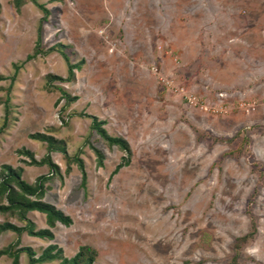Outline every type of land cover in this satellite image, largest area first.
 Segmentation results:
<instances>
[{
  "label": "rangeland",
  "instance_id": "obj_1",
  "mask_svg": "<svg viewBox=\"0 0 264 264\" xmlns=\"http://www.w3.org/2000/svg\"><path fill=\"white\" fill-rule=\"evenodd\" d=\"M36 2L49 11L46 54L28 60L43 14L0 0V167L21 168L30 184L47 174L18 153L41 159L45 144L29 136L43 133L70 157L81 151L86 185L52 153L62 179L46 184L44 201L72 224L57 223L52 241L23 234L20 247L39 255L55 244L70 258L87 245L93 264H264V0ZM62 55L78 68L49 83L68 76ZM57 87L77 99L64 110ZM87 116L129 144L127 166L113 173L123 153ZM28 218L47 228L42 214ZM15 239L2 233L0 250Z\"/></svg>",
  "mask_w": 264,
  "mask_h": 264
},
{
  "label": "trees",
  "instance_id": "obj_2",
  "mask_svg": "<svg viewBox=\"0 0 264 264\" xmlns=\"http://www.w3.org/2000/svg\"><path fill=\"white\" fill-rule=\"evenodd\" d=\"M24 1L25 0H13V5L16 11H19ZM29 1L42 12L43 17L40 19L37 28V39L33 54L27 57L28 60L39 54H46L42 52L40 46V34L42 23L45 22L49 16V11L43 5L37 3L36 0ZM62 56L67 63L68 76L66 79H62L58 76L48 75L46 79L49 83L52 81H71L74 75L73 70L78 68V65L69 64L65 55ZM3 79L5 78L0 75V81ZM56 89L60 92L61 98L64 100L61 107L63 110L77 100L76 97L70 96L64 89L60 87H57ZM3 104V126H6V117L9 114L8 99H6ZM79 115L84 116L82 113ZM87 117L90 119V129L95 132L108 147H116L123 153L121 162L115 167L113 173H116L120 168L127 166L132 154L129 144L121 137L109 135L103 128L105 121H100L94 116ZM29 137L32 140L44 143L46 146V154L41 159L37 160L29 151L24 149L19 150L18 153L26 158L23 160V163L28 166H46L48 172L45 175H40L30 184L22 179L21 168H12L10 165H2L0 167V215L15 219L22 224L21 226H18L8 221L0 223V235L4 232H11L16 235L14 242L0 250V257L6 256L10 258L11 264H20V254L26 256L27 264H49L55 261L58 262L57 264H93L97 256V251L87 245L80 246L76 254L70 258L65 257L62 249L55 244L48 245L39 255H37L31 247H20L21 235L23 234L41 240L52 241L54 235L51 232V229H53L57 223L64 227H69L72 224V220L69 216L65 215L55 206L44 201V196L47 190L46 184L52 181L55 177L62 179L59 166L55 164L51 158L52 153L62 154L67 165L65 174L70 172V165L74 164L80 172L81 188H84L86 185L84 163L79 157L81 153L80 150H78L74 156L70 157L66 153L65 143L63 141H57L54 137L43 133H34ZM92 150L96 156L97 166L101 167L103 161L102 153L96 149ZM31 212L42 214L45 218L47 228L36 229L34 222L28 218V214Z\"/></svg>",
  "mask_w": 264,
  "mask_h": 264
}]
</instances>
